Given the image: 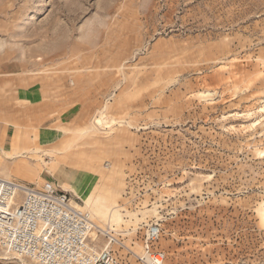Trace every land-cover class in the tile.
<instances>
[{
	"label": "rangeland",
	"instance_id": "obj_1",
	"mask_svg": "<svg viewBox=\"0 0 264 264\" xmlns=\"http://www.w3.org/2000/svg\"><path fill=\"white\" fill-rule=\"evenodd\" d=\"M0 79V112L36 119L32 143L50 113L56 139L41 146L81 153L66 190L37 144L28 182L55 179L110 213L93 218L123 264H150V251L164 264H264V0H0ZM34 83L46 104L26 114L15 93ZM152 225L162 233L148 242Z\"/></svg>",
	"mask_w": 264,
	"mask_h": 264
},
{
	"label": "built area",
	"instance_id": "obj_2",
	"mask_svg": "<svg viewBox=\"0 0 264 264\" xmlns=\"http://www.w3.org/2000/svg\"><path fill=\"white\" fill-rule=\"evenodd\" d=\"M161 233L160 226H150L148 242ZM102 236L109 240L105 246ZM114 241L55 182L37 186L0 177V252L5 256L36 264H123L110 247ZM149 257L150 264L166 259L163 252L150 251Z\"/></svg>",
	"mask_w": 264,
	"mask_h": 264
},
{
	"label": "crops",
	"instance_id": "obj_3",
	"mask_svg": "<svg viewBox=\"0 0 264 264\" xmlns=\"http://www.w3.org/2000/svg\"><path fill=\"white\" fill-rule=\"evenodd\" d=\"M6 80L0 79V102H2L1 97L3 96V86L5 84ZM40 84H30V85H21L18 87L16 93H15V98L17 99L18 102L22 103V105L25 106V113H32V110L34 112H38V104L44 105L46 104L45 100V93L43 92V88H41ZM2 104V103H1ZM0 104V105H1ZM19 111V110H18ZM17 110H11L7 106H2L1 112H0V147H3L4 151L0 150V158H4L5 151L10 152V153H19L22 157L18 160H12L13 163H15V166L17 165V170L15 172L10 171V168L8 164H6L5 172H0V175L4 177H12V179H16L20 182L26 183V184H31V182L28 181H35V176L34 175H27L28 171L32 169L30 165L33 163L30 162V158L28 157V152L30 151L32 155H36L40 151L34 152V148L37 147L36 145H43L44 143L52 142L54 139H56V134L51 131V128H54V122H49L51 120L50 118L43 119L47 116H50V113H44L42 116H40V113L36 115L38 117V121L41 122H36L39 123V128L37 131V137L33 138L34 142L32 143V139L29 140V136L27 134L26 127H30L33 123L34 120L32 115H29L32 120L27 118L28 116L24 117L25 114L23 113L22 115L18 112ZM52 113V112H51ZM64 112L61 115V118L64 117ZM22 116V117H21ZM21 117V119L19 118ZM54 120V119H52ZM63 120V119H61ZM56 121V120H55ZM17 125L24 126V132L22 136L19 133H15L14 131L12 132L11 127H15ZM52 126V127H51ZM65 144H63L60 147H47L43 148L45 151H47L50 156L55 157L57 160L56 167L52 168L54 171L59 169L61 171H64V173L67 175L66 178L62 179L63 186H70L71 180L68 179V177H73L75 176L74 174L79 175L76 173V170L74 171L73 169H69L68 163L70 164H77L79 162L80 157V152L79 149L76 151L75 144L68 146L67 148H64ZM33 148H30L32 147ZM73 147V148H72ZM56 150V151H55ZM59 151V152H57ZM64 151V152H62ZM27 157V158H26ZM6 161H10V159L4 158ZM4 169V168H3ZM52 170V171H53ZM7 173V174H6ZM23 176H26V178H23ZM49 177V176H48ZM47 177V178H48ZM53 182L56 180L49 178ZM67 180V181H66ZM38 186V185H37Z\"/></svg>",
	"mask_w": 264,
	"mask_h": 264
},
{
	"label": "bare ground",
	"instance_id": "obj_4",
	"mask_svg": "<svg viewBox=\"0 0 264 264\" xmlns=\"http://www.w3.org/2000/svg\"><path fill=\"white\" fill-rule=\"evenodd\" d=\"M73 144H75V141H70L67 145L65 144L63 147L64 148H67L68 146H70V145H73ZM69 148V147H68ZM68 148H67V150H68ZM73 148V147H72ZM0 150H2V151H4V149H3V147H0ZM39 150V148L37 149V151ZM56 151V150H55ZM34 152H36V149L34 150ZM57 152H59V151H57ZM62 152H64V151H62ZM22 156L19 154V153H17V152H15V153H9V152H7V151H5V155H4V158H6V159H10V160H18V159H20ZM27 158V157H26ZM0 177H3V176H0ZM4 178H7V177H4ZM8 179H12V178H8ZM64 188L67 190V189H69L70 187L69 186H65L64 185ZM73 189H74V191H76V189L73 187ZM77 192V191H76ZM73 193V192H72ZM85 200H87V199H85ZM90 209H92L91 211H92V213H93V216H92V218L94 217L95 219H97L99 222H103V219L104 218H106V217H108V218H110L111 216H110V213H108V214H105L100 208H95V207H92V208H90ZM91 213V214H92ZM94 218H93V220H94ZM113 218H114V216H113ZM95 222V221H94ZM95 224H96V227L99 229V230H101L102 232H103V234H108L107 232H105V230L104 229H102L101 227H100V225H98L96 222H95ZM103 224V223H102ZM107 224V223H106ZM107 229H108V227H107ZM108 231H109V229H108ZM94 235H96V233L94 232ZM148 246V245H147ZM148 248V247H147ZM149 250V249H148ZM0 254H4V253H2V252H0ZM5 258H7V257H5Z\"/></svg>",
	"mask_w": 264,
	"mask_h": 264
}]
</instances>
